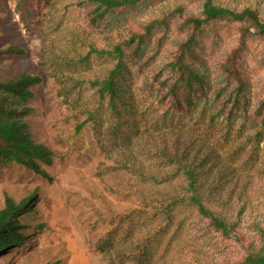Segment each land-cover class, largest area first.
<instances>
[{
	"label": "trees",
	"instance_id": "1",
	"mask_svg": "<svg viewBox=\"0 0 264 264\" xmlns=\"http://www.w3.org/2000/svg\"><path fill=\"white\" fill-rule=\"evenodd\" d=\"M23 1L15 7L22 22L31 15L22 11ZM46 2L55 10L63 4L59 0L55 7L53 0ZM154 3L161 8L144 20L130 21L134 11ZM76 4L95 33L83 34L71 28L68 36H62L55 22L53 40L39 54V72L3 62L5 56L24 55L25 51L14 43L0 46V161L51 178L45 166H51L74 145L73 135L63 149L53 148L41 126L30 119L39 115L33 102L37 87L42 82L55 85L58 97L74 99L73 134L82 138L76 153L91 165L92 175L82 185L92 195L97 194L107 213L91 207L102 223L108 215L113 217L102 230L98 247L119 250L122 264H153L152 240L157 234L150 229L159 230L167 243L181 244L185 221L196 216L223 238H234L240 244L243 256L233 264H264V92L252 113L254 119L261 118L260 128L246 133V124L236 127L237 118H247L253 96L251 82L237 63L241 48L225 52L218 66L221 85L206 96L197 112L193 100L197 91L211 88L208 73L201 69L203 61L198 63L200 57L195 53L199 40L215 32L217 23L237 25L239 39L264 36V0H199L197 12L186 11L178 0L165 4L161 0H77ZM3 18L0 14V26ZM174 19H179L180 34L171 37L172 57L163 62L154 78L166 72L170 82L164 79L162 86H167V95L172 98L185 93L187 110L176 106L175 112L168 106L155 118L149 116L148 109L140 110L141 102L131 90L128 55L144 56L158 31L157 47L150 49L149 58L165 54L168 27ZM1 28L0 38L10 35L9 28L3 27L4 33ZM30 127L42 134L41 142ZM232 139L240 142L234 154L249 167L245 171L235 167L233 153L228 160L216 145ZM38 191L26 189L19 195L4 192L0 255L7 247L24 245L26 235L21 230L33 229L28 216H37L35 204L42 199ZM104 192L133 198L138 215L151 220L138 241L131 230L123 228V218L137 215L132 213L134 207L115 212ZM83 198L91 202L87 196ZM255 202L261 204L259 213ZM250 214L258 217L253 230L246 232L242 224ZM44 224L39 222L37 227ZM24 263L59 264L60 259L38 263L28 256Z\"/></svg>",
	"mask_w": 264,
	"mask_h": 264
},
{
	"label": "rangeland",
	"instance_id": "2",
	"mask_svg": "<svg viewBox=\"0 0 264 264\" xmlns=\"http://www.w3.org/2000/svg\"><path fill=\"white\" fill-rule=\"evenodd\" d=\"M19 1L0 0V14L4 17L2 19L4 25L0 26L1 31L4 33L3 27L10 29V35L1 36L0 46L7 43L18 44L24 49L25 54L5 56L4 59L7 60H2L3 62L17 63L31 72H39L37 68L39 54L49 48L55 32L53 30L55 22L59 23L58 30L63 31L60 32L62 36H68V29L71 28L83 34L93 35L95 33V29L85 21L83 11L76 6L77 0H62L61 9L58 10L52 8L51 3H47L46 0H25L23 1L25 8L21 10L31 15L27 21L23 22L15 8ZM53 1L55 4H52L56 7L59 0ZM167 1L172 0H161L162 4ZM178 1L185 5L188 12L199 11V0ZM158 7H160L158 3L147 5L145 8L134 11L129 19L130 21L144 20ZM74 13L78 16L71 15ZM178 20L170 21L165 54L160 53V56H155L152 60L149 58L150 49L155 48L157 36L161 34V31H158L146 47L144 56L128 55L132 74H129L131 90L141 102L138 104L140 110L148 109L149 116L155 118H158L168 106H171L175 112L178 110L176 106L182 107L184 111L187 110L185 93L181 91L176 98H172L167 95V86H162V80L166 79L167 83L170 82L166 72L159 78H154V74L159 71L163 62L172 57L173 48L170 42L171 37L180 34L177 26L180 23ZM214 26L216 31H210L205 36L206 39L199 40L195 47V53L200 57L198 63L203 61L201 69L208 73L211 88L209 90L205 88L204 92L197 91L193 95L194 109L197 112L206 96H211L216 86L220 87L219 61H224V54L229 48L237 46L242 50L237 63L251 82L253 96L247 118L244 119L241 115L234 125L241 128L243 123L246 124V133H249L252 129L260 128L261 118L256 116L257 119H254L252 113L255 102L264 92V36H248L239 39L237 25L217 23ZM56 93L57 87L46 82H42L37 87V96L33 102L39 110V115L35 114L30 121L41 126L53 148L63 149V145L68 144V138L72 135L74 145L69 146L66 153L60 156L61 158L55 159L51 166H45L51 175L50 179L33 173L19 164L0 161V205L3 202L4 192L19 195L26 189L36 188L37 191L39 190L38 196L42 198L35 204L37 216L35 218L28 216L33 229L28 228L25 232L24 229L21 230L26 235L24 245L5 248L0 255V264H25V258L28 256L34 257V261L38 263L55 257L60 259L59 264H122L120 255L116 252L119 250L98 247L102 230L107 224L112 223L113 217L108 215L109 220L106 219L105 223H102L97 219L95 209L91 207L94 205L107 213L106 206L96 196L97 194L92 195L82 185L92 175L91 165L79 159L76 153L78 145L82 143V138L73 134L75 119L72 104L74 99L70 96L58 97ZM164 96L167 98L163 99ZM30 128L33 136L41 142L42 134L37 133L36 128ZM239 143L232 139V141L219 142L216 145L228 160L233 153L235 167L245 171L249 167L234 154ZM93 179L97 182V178ZM104 193L107 196V202L111 204L115 212L134 207L135 211L132 213L135 212L137 215L132 216V219L123 218V228L131 230L133 239L138 241L151 220L138 215L139 211L136 208L138 204L133 198ZM83 196H87L91 202L88 203ZM255 205L259 213L261 204L255 202ZM254 215H248V218L243 221L242 226L248 230L246 232L253 230L252 224L258 217ZM39 222H44V226L38 228L37 223ZM150 230L152 234L163 238L161 241L157 237L152 240L153 264H196L198 261L200 262L198 264H233L243 256V250L234 238H223L220 233L209 228L206 221L196 216H189L185 221L182 238H180L183 241L181 244L179 241L167 243L166 236L161 235L159 230Z\"/></svg>",
	"mask_w": 264,
	"mask_h": 264
}]
</instances>
